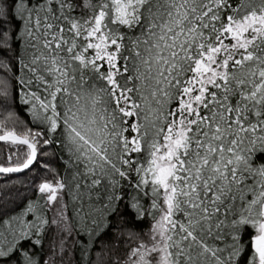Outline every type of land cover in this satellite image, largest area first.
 <instances>
[{
	"label": "snow or ice",
	"instance_id": "1",
	"mask_svg": "<svg viewBox=\"0 0 264 264\" xmlns=\"http://www.w3.org/2000/svg\"><path fill=\"white\" fill-rule=\"evenodd\" d=\"M0 142V264H264V0H0Z\"/></svg>",
	"mask_w": 264,
	"mask_h": 264
},
{
	"label": "trees",
	"instance_id": "2",
	"mask_svg": "<svg viewBox=\"0 0 264 264\" xmlns=\"http://www.w3.org/2000/svg\"><path fill=\"white\" fill-rule=\"evenodd\" d=\"M18 115L20 116L22 120L30 119L29 115L24 111L18 112ZM0 145H2V142H0ZM49 151H52V149L50 148ZM46 159H52L53 160L52 166L59 167L54 157L46 158ZM38 172H27L26 171L25 173L9 174V176L0 175V187H2L5 184L11 187L13 182H15L16 188H28V192L26 194L33 195L32 188L34 187V184L39 183L40 179L43 178V175H44L42 169L38 170ZM141 227L143 231H147V227H148L147 222H144V224ZM118 247L123 249L126 247V245H118ZM94 255H103V254L100 253L99 250H97V253H95Z\"/></svg>",
	"mask_w": 264,
	"mask_h": 264
}]
</instances>
